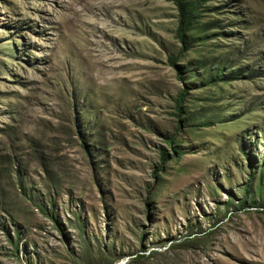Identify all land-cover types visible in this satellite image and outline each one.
Returning a JSON list of instances; mask_svg holds the SVG:
<instances>
[{
  "label": "rangeland",
  "instance_id": "rangeland-1",
  "mask_svg": "<svg viewBox=\"0 0 264 264\" xmlns=\"http://www.w3.org/2000/svg\"><path fill=\"white\" fill-rule=\"evenodd\" d=\"M201 12L182 52L175 0H0V264H264V0Z\"/></svg>",
  "mask_w": 264,
  "mask_h": 264
},
{
  "label": "trees",
  "instance_id": "trees-1",
  "mask_svg": "<svg viewBox=\"0 0 264 264\" xmlns=\"http://www.w3.org/2000/svg\"><path fill=\"white\" fill-rule=\"evenodd\" d=\"M211 0H175L179 11V23L177 27V37L182 44V52L191 50L196 45L203 44L210 36H214L211 33V30L216 28V22L213 20L203 22L201 20L202 9L204 8L205 4ZM183 55H175L170 57L171 63L179 68L180 73H188V78L197 76V71L191 66H187L186 69L184 66H180L178 62L182 60ZM205 61L207 59H202L200 62L201 65L199 66L200 69L206 67ZM237 64V63H236ZM212 67H206L205 72L203 73V80L205 83L217 85L220 82H231L236 80H241L243 78L252 77L251 73L247 76L243 69H235L234 63L226 64L223 60L214 61ZM244 68V67H243ZM182 78V77H181ZM183 79V78H182ZM187 83V82H186ZM189 83V82H188ZM190 85H193L189 83ZM187 84V89H191V86ZM198 85L193 86V88L197 87ZM188 90L184 89L181 93V97L179 98V105L177 109L179 113L186 114L185 110H182L183 101L188 93ZM193 114L189 115L188 120L193 119ZM210 121L204 122L203 125L208 126L210 125ZM170 143H174V139L170 141ZM181 155V154H180ZM166 160L165 157H163ZM264 207V203L262 205Z\"/></svg>",
  "mask_w": 264,
  "mask_h": 264
}]
</instances>
